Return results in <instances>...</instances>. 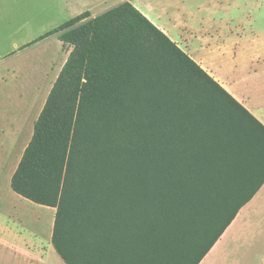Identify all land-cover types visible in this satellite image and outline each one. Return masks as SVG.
Segmentation results:
<instances>
[{
    "label": "trees",
    "instance_id": "obj_1",
    "mask_svg": "<svg viewBox=\"0 0 264 264\" xmlns=\"http://www.w3.org/2000/svg\"><path fill=\"white\" fill-rule=\"evenodd\" d=\"M89 16L30 43L71 50L10 188L64 264H199L264 183V125L130 2Z\"/></svg>",
    "mask_w": 264,
    "mask_h": 264
},
{
    "label": "crops",
    "instance_id": "obj_2",
    "mask_svg": "<svg viewBox=\"0 0 264 264\" xmlns=\"http://www.w3.org/2000/svg\"><path fill=\"white\" fill-rule=\"evenodd\" d=\"M73 1L70 18L89 12V19L123 1L130 2L264 125V80L255 84L251 78L261 62L251 63L246 56L244 46L251 40L235 37L238 47H229L234 45L229 32L234 25L230 21H214L218 0H197L192 4L185 0ZM67 56L68 53L63 64ZM61 67L55 71L54 81ZM252 68L255 69L251 71ZM239 73L247 74L242 75L241 87H237V78H233ZM51 87L41 94L39 88H14L12 96L5 95V112L0 113L5 122V135H2L5 144L0 145V171L5 167L1 211L5 218V256L15 261L12 264H64L51 243L55 209L33 204L10 188L11 177L32 137L34 122ZM199 264H264V183L239 209Z\"/></svg>",
    "mask_w": 264,
    "mask_h": 264
},
{
    "label": "rangeland",
    "instance_id": "obj_3",
    "mask_svg": "<svg viewBox=\"0 0 264 264\" xmlns=\"http://www.w3.org/2000/svg\"><path fill=\"white\" fill-rule=\"evenodd\" d=\"M73 5V0H0V113L5 112V95L12 96L14 88H39L41 94L53 85L54 73L63 65L69 47L62 46L55 35L30 43L67 21ZM218 6L214 21H230L234 25L229 30L234 45L229 47H238L235 37L251 40L244 47L251 63L261 62L257 72L251 73L253 83L257 84L264 80V0H218ZM242 75H233L237 87L242 86V77L247 74ZM3 134L5 122L0 116V145L5 144ZM0 173V264H12L15 261L7 259L5 254V218L1 211L5 167ZM71 262L76 264L73 259Z\"/></svg>",
    "mask_w": 264,
    "mask_h": 264
}]
</instances>
